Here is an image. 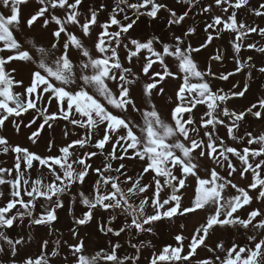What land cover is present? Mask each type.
I'll return each instance as SVG.
<instances>
[{
	"label": "snow or ice",
	"instance_id": "snow-or-ice-1",
	"mask_svg": "<svg viewBox=\"0 0 264 264\" xmlns=\"http://www.w3.org/2000/svg\"><path fill=\"white\" fill-rule=\"evenodd\" d=\"M0 156V264H264V0H0Z\"/></svg>",
	"mask_w": 264,
	"mask_h": 264
},
{
	"label": "rangeland",
	"instance_id": "rangeland-1",
	"mask_svg": "<svg viewBox=\"0 0 264 264\" xmlns=\"http://www.w3.org/2000/svg\"><path fill=\"white\" fill-rule=\"evenodd\" d=\"M251 2L253 4V6H258L260 0H251ZM199 19L200 18L198 17L197 18V22L199 21ZM257 22L258 23L261 22L259 18H257ZM192 23H193L192 20H188V22H187L188 25H191ZM201 29H202V26H201ZM203 38L204 37H203L202 30H201L200 33H199V35H194L191 38L193 45H197L200 41L203 40ZM257 39H259V38L257 37ZM211 52H212V48H209L208 50H206L204 52L203 56L200 57V59L206 58L208 55L211 54ZM248 54L255 55L254 53H248ZM212 67H213V71L223 72V71H227V70H232L233 67H234V65L230 61H225V63L223 65H218L216 63H213ZM234 79L235 80H240L241 82L243 80V78L241 76H237ZM216 83H219V84H221L222 86H224L226 88L229 86L225 82H216ZM253 93L254 94L256 93V88L255 87H253ZM253 98H254L253 96H249L248 99H240L238 101H234L233 103L236 104L237 106L244 107V106H247L253 100ZM253 127H256L257 129H259L261 126L259 125V123H257L255 125H253ZM25 131L27 132V130H25ZM5 134L8 135L9 137L15 138L14 131L11 129L10 126H9V128H8V130H7V132ZM55 136H56L57 142H63L61 140L60 129L59 128H57V131L55 133ZM72 138H74V137H72ZM19 142H22L25 146L31 147L32 150H34V151H41V152H43V150H44V145L43 144H41L38 148L36 146L30 145V143L26 140V136H21L19 138ZM0 160L6 161V163L9 164V165L11 164V160L8 157L0 156ZM241 183H243V182H241ZM77 214H79V209H77ZM60 217H61V219H60V222L57 225V227H59V228H61L63 230H66L67 227L70 224V217L67 215V213L64 210H61L60 211ZM201 218H202V214H201L200 217H197L194 220L182 221V222H184V223L187 224V230L184 232V234L186 236H188V235L191 234L193 228L196 226L197 221L199 219H201ZM162 242H169V243H171L173 241L171 240V237L168 236L165 233L163 236H161V237H159L157 239H154V243L159 244V243H162Z\"/></svg>",
	"mask_w": 264,
	"mask_h": 264
}]
</instances>
